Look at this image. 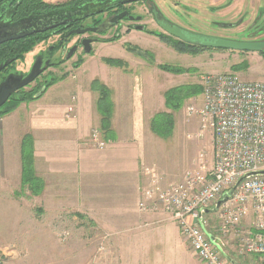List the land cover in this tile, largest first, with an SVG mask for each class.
Returning a JSON list of instances; mask_svg holds the SVG:
<instances>
[{"label": "rangeland", "instance_id": "374dc122", "mask_svg": "<svg viewBox=\"0 0 264 264\" xmlns=\"http://www.w3.org/2000/svg\"><path fill=\"white\" fill-rule=\"evenodd\" d=\"M66 1L68 0H55L54 3ZM245 2L249 3V6H244L243 2L238 0H153L150 1V4L163 13L169 23H175L199 34L239 41L264 38V11L259 16L260 9H264V6H259L256 11L261 0L259 2L258 0H245ZM215 3L221 4L215 6ZM85 5L89 11L103 8L102 4L100 5L96 1L85 3ZM133 9L135 15L142 16V20L138 24L145 25L144 31L135 30L130 23L124 21L112 27L105 34L94 35L99 41L91 45V53L84 55L81 58L82 61H78L76 56L67 61L63 70L65 75L63 72L62 75L60 71L63 66L46 69L40 77L37 76L35 81L30 82L31 84L29 83L19 93L14 92L11 97H17L20 92H28L31 93V99L23 102H30L41 97L55 100L59 97L69 98L70 95V105L66 111L68 116L74 118L76 115L74 103L76 99V102L81 103L85 90L83 87H86L88 89L85 91L97 97L94 109L100 117L96 107L99 99L98 91L92 88L99 87L101 84L109 91V99L112 103L111 123L116 113L117 102L114 99L115 97L119 99L123 90L120 84L113 83V81L114 90L105 85L100 80V72L103 69L106 71L116 69L124 73H131L132 75L125 84L133 86L128 93L130 99L134 100V109L133 112L130 111V117L132 121H136L134 124H137L138 129H131L128 135L130 140L136 141L138 165L145 167L143 175L147 180L140 182L137 202L135 205L130 204L129 206L135 207L140 214L158 213L162 214V218L157 223L155 222V225H143V230L135 228L126 232L121 231L123 226L119 217L122 211L117 212L119 208L115 204V197L102 198V201H99L101 205L93 206L95 213L82 211L80 197L68 200L71 203L67 205L62 201L60 205L63 207H60L57 205L58 200L44 194L46 193V183L34 169L35 175L41 179L39 195H37L39 197L33 196L30 190L20 191L18 189L17 191L20 193H16V196L21 197L23 194L22 199L19 200L14 196V199L10 198L9 202H1L0 264H122L119 260V247L115 244V238L126 235V233L141 242L145 241V245L139 244L130 247L134 251L139 250L141 252L143 250L150 254L173 255L172 251L184 253L187 245L198 263L201 264L178 226L169 218L167 213L154 209L153 211L139 210L142 192L145 189H152L151 185L154 181L159 189H166L179 182L183 172L197 165L200 153L206 154L208 160L211 161L210 131L205 132L202 129L204 134L201 137L198 136L201 121L196 114H188L187 107H199L201 105L202 78L206 75L230 73L236 74L243 81H264V53L230 51L202 46H200L201 48H194L180 44L175 40L173 43L158 35L163 31L150 20L151 17L147 14L144 3L135 4ZM114 34L117 35L113 36ZM255 35L258 37H254ZM55 39L51 38L45 43L40 41L42 44L39 42L40 44L37 43L33 46V50L29 54H25L23 61L18 60L15 65L14 63L11 64L13 60L5 61L8 63L2 69L8 68L6 71L19 73L21 77L27 76L30 72L29 69L33 66V57L38 49H44L46 45H55ZM129 47L144 51L146 56L136 55L128 49ZM116 60L123 67L113 66L108 62ZM166 65L177 67V69H188L189 71L169 72L162 68ZM243 65L245 67L239 68ZM193 84L201 87L199 95L185 100L182 106L173 112L165 107L164 95L168 90ZM126 93L122 97L124 102L127 97ZM161 113L172 115L173 126L167 137L157 135L161 129L168 130L171 128L169 122L167 125L160 123V121L156 122L157 115ZM90 115L92 114L90 113ZM141 119H143V129L139 124ZM100 126L99 120V127H93L88 137L89 145L96 149H104L111 142L105 137L104 130L100 129ZM152 127L157 129L156 134L151 131ZM56 132L62 133L64 129H56ZM93 135L105 143L102 148L93 146ZM132 160L131 157L130 162ZM19 187L21 188V180ZM106 201L107 203L111 201L108 203V208L104 205ZM129 201H132V198ZM147 205L150 206L151 201ZM88 206L92 207L90 204ZM214 206L205 210L208 212L203 211L209 223L206 227L208 232L210 226L208 214L211 211L215 216ZM59 208H63V210ZM249 214L250 212L246 216ZM136 220V223L135 220H131L129 227L133 224L138 225L140 220ZM244 221L229 229L226 235H220L217 228V240L220 241V245H217L216 249L220 256L228 261L227 264H253L247 259V256L252 254L264 257V254H246L241 251V244L236 235L241 237L255 231L252 228V219L246 223H243ZM207 230V238L210 241ZM222 235L226 237L219 240ZM212 242L215 246L214 240ZM218 246L222 248L223 253L218 249ZM233 247H236L235 251ZM258 263L264 264V261L258 260L255 264ZM148 264L163 263L150 262Z\"/></svg>", "mask_w": 264, "mask_h": 264}, {"label": "crops", "instance_id": "0c3cea01", "mask_svg": "<svg viewBox=\"0 0 264 264\" xmlns=\"http://www.w3.org/2000/svg\"><path fill=\"white\" fill-rule=\"evenodd\" d=\"M63 70L64 66L60 70L62 75ZM111 70L113 71L103 69L100 72V80L113 90V83L120 84L123 92L119 99L116 97L114 99L117 102L116 113L111 120V133L108 137L111 142L104 149L93 148L88 143L89 133L93 127H99L100 117L94 109L97 97L85 91L88 89L86 87H83L85 90L81 103L76 102L77 99L74 103L76 109L74 118L68 116L66 111L70 105V95L69 98L59 97L48 100L41 97L23 102L12 112L0 116V205L3 201L9 202L10 198L14 199L16 193H20L18 189L21 191L20 144L25 135H30L33 141L34 169L46 183L44 194L58 200L57 205L62 201L65 205L70 204L68 200L80 197L82 211L95 213L93 206L101 205L99 201H102V198L115 197V204L119 208L117 212L122 211L119 217L123 226L121 231L125 232L135 228L143 230V225H155L154 223L162 218V214H140L135 207L129 206L137 202L140 182L146 181L147 178L143 175L145 167L138 165L136 141L130 140L128 135L131 129H138L137 124H134L136 121H132L130 117V111L133 112L134 109V100L130 99L128 93L133 86L125 84L132 74ZM125 93L127 97L124 102L122 97ZM139 124L143 129V119ZM56 129H64V132L58 134ZM131 157L132 162H130ZM22 197L23 194L21 197L17 195L19 200ZM131 198L132 201H129ZM108 203L106 201L104 204L106 208L109 207ZM89 204L92 207L88 206ZM59 209L63 210V208ZM208 216L209 235L216 246L220 245V241L217 240L218 224L215 216L211 211ZM136 219L143 223L138 222V225L142 226L133 224L129 227L131 220H135L136 223ZM251 219L252 216L249 215L243 223ZM115 244L119 247V260L122 264L129 262L199 264L187 245L184 253L172 251L173 255L158 253L152 255L143 250L141 252L132 250L130 247L145 245V241L141 242L129 233L115 238ZM233 248L235 251L236 247ZM218 249L222 251L220 246ZM247 259L253 264L258 260L264 261V257L253 254L247 256Z\"/></svg>", "mask_w": 264, "mask_h": 264}, {"label": "built area", "instance_id": "2783aa9c", "mask_svg": "<svg viewBox=\"0 0 264 264\" xmlns=\"http://www.w3.org/2000/svg\"><path fill=\"white\" fill-rule=\"evenodd\" d=\"M202 85L201 105L188 106L187 112L201 121L198 136L210 131L211 161L200 153L197 165L166 189L157 188L154 181L152 189L143 190L139 210L167 213L201 264H227L207 238L209 223L203 213L221 200L214 211L220 235L241 224L250 212L255 231L236 237L241 251L264 254V175L240 180L264 170V81L209 74ZM92 143L97 148L105 145L96 135Z\"/></svg>", "mask_w": 264, "mask_h": 264}, {"label": "flooded vegetation", "instance_id": "af4514ba", "mask_svg": "<svg viewBox=\"0 0 264 264\" xmlns=\"http://www.w3.org/2000/svg\"><path fill=\"white\" fill-rule=\"evenodd\" d=\"M11 1L12 0H4L0 5V11L5 9V7L11 3ZM72 1L73 0H68L66 2L57 4V3H54L55 0H38V4L41 3L43 4V6H47L49 9L48 10L45 9L46 11L44 12L39 11V13H42V15H44L45 17H43V19L39 18L33 21H24V20L18 21L22 18L16 19V20L14 18H11V13L9 10L12 4L10 5V7H8L5 10L3 17H2V12H0V19H2V21H0V39L10 36L16 32L27 34L26 36L22 38H25L28 36L45 38V40H43L42 43L47 42L51 38H56L54 40L55 45H52V46L46 45L44 49L39 48L37 53L33 57L32 64L34 65V63L37 62L41 68V72L38 75V77H40L42 73L46 71V69L48 70V69H53L59 66H64L67 63V61L72 59L74 56L77 57L78 61H82L81 58L84 55L91 53V45L99 41V39L94 37V35H98L101 33L105 34L112 27H115L124 21H127L128 23H130L132 27H135V26L144 27L143 29L144 31L146 28L145 25L138 24L139 22H141L142 16L137 15V14L135 15L133 13V10H134L133 8L135 4L137 3H144V6L147 9V14L150 15L151 17L150 20L163 31V33L160 32L158 35L160 37H171L164 31V29L161 26L162 24L164 26H169L168 19L163 15V13L158 11L154 7V5L150 4V1L152 2L153 0H100L99 3L103 5V8H99L94 11H89L88 8L85 9L84 11H81L79 9H81V6H84L85 3H82L74 7L72 4ZM238 1L243 2L244 6L249 4L245 2V0H242V1L238 0ZM259 1L260 0H258V2ZM220 4L215 3L214 5L219 6ZM14 6H17V8H19L18 10L23 9V5L20 0H17L14 3ZM259 6L260 7L264 6V2H262V0L260 2V5L258 3V7L256 11L258 10ZM72 8H77V10H73ZM59 10H62V12L57 13V11ZM153 10H155L156 12V17H154L153 15ZM263 11H264L263 8L260 9L259 16L263 13ZM27 22H30V23H27ZM85 22H88V23H85ZM15 24H19V27L17 29L12 30L13 27L10 28L9 26H14ZM173 25L179 26L175 23H173ZM179 27L182 28L184 32H187V31L194 32L193 30L185 29L182 26H179ZM85 28H93L95 29L94 30L95 32L89 31L83 34L72 33V31L74 30H83ZM194 33H197V32H194ZM155 34H156V31H155ZM116 35L117 34H114L113 36H116ZM258 35H255L254 37H258ZM22 38H19V39H22ZM19 39H15V40H19ZM87 40H90V43L88 44L90 47V51L88 53H85L83 43ZM249 40H252V39H249ZM253 40H264V38H257V39L254 38ZM5 42H8V41H5ZM3 43H0V44H3ZM181 43H183L184 45H188L190 47H194V48L199 47V46L187 44L184 42H181ZM30 52L31 50L25 54H29ZM25 54L18 60L23 61ZM11 60H13V58ZM18 60L14 59L13 61H11V64L14 63L15 65V62ZM6 70H8V68L7 69L4 68L0 70V83L5 81V79L10 74H15V76L21 77L19 73H14V72L6 71ZM23 77L24 76H22L21 78ZM24 88L25 87L18 89L15 93H19V91L23 90ZM8 100L6 102H8ZM6 102L1 106L0 110L3 108Z\"/></svg>", "mask_w": 264, "mask_h": 264}, {"label": "trees", "instance_id": "16d2710c", "mask_svg": "<svg viewBox=\"0 0 264 264\" xmlns=\"http://www.w3.org/2000/svg\"><path fill=\"white\" fill-rule=\"evenodd\" d=\"M4 0H0V5ZM17 0H12L11 3L5 7V9L1 10L2 12V17L5 12V10L10 7V13H11V18L20 19L18 21H33L36 19H43L45 17L42 15V13H39V11H46L49 8L47 6H43V4L39 3L38 0H20L23 5V9L18 10L17 6H14V3ZM98 2L100 4V0H73L72 4L74 7L77 5H80L82 3H92V2ZM20 4V2H19ZM18 4V5H19ZM101 5V4H100ZM63 7V6H62ZM103 7V5H102ZM17 8V10H16ZM60 8V7H58ZM46 9V10H45ZM73 10H77V8H72ZM87 9L86 5L81 6V11H84ZM67 10V9H66ZM37 11V12H35ZM62 12V10L57 11V13ZM1 17V18H2ZM2 21V19H0ZM153 35V33H150ZM162 39H166L168 41L173 42L174 39L170 37H161ZM45 40V38L42 37H34V36H28L19 40H13V41H8L3 44H0V65H2L5 61H11L13 60H18L20 59L25 53L29 52L30 50L33 49V46H35L37 43L40 41ZM177 41V40H175ZM180 44V41H177ZM174 43V42H173ZM184 45V44H183ZM200 47V46H199ZM198 47V48H199ZM201 48V47H200ZM130 51L134 52L136 55L144 57L146 56V53L144 51H141L138 48L135 47H129L128 48ZM264 53V51H261ZM111 63V65L115 66H122L120 62L117 60L112 62L108 61ZM245 65V64H244ZM241 66L239 68L245 67ZM164 70L169 71V72H176V73H182L185 71H189L188 69H177V67L173 66H163L162 67ZM56 81V80H55ZM93 90L98 91L99 99L97 100V111L100 114V129L104 130L105 137L110 136L111 129H110V119H111V110H112V103L109 99V91L106 87L100 84L99 87H93ZM201 93V87L199 85H184L180 86L177 88H173L168 90L165 95V107L169 109L171 112L178 110L180 106H182L183 102L185 100H188L191 97L197 96ZM31 99V93L28 92H20V94L17 97H11L8 102L3 106V108L0 110V116L7 114L8 112L14 110L21 102L23 101H28ZM172 115L170 113H161L157 115L156 117V122L160 121L163 124L167 125L168 122L170 123L169 126H171L170 129H161L160 131L157 132V129H154L153 127L151 128V131L154 132L157 135L161 137H167L170 134V130L172 129L173 126V119L171 117ZM172 122V124H171ZM21 148V191L24 189L30 190L31 194L33 196L39 195V184H40V178H38L35 173H34V167H33V145H32V139L29 135H25L20 144ZM17 197V196H16Z\"/></svg>", "mask_w": 264, "mask_h": 264}, {"label": "water", "instance_id": "95a60500", "mask_svg": "<svg viewBox=\"0 0 264 264\" xmlns=\"http://www.w3.org/2000/svg\"><path fill=\"white\" fill-rule=\"evenodd\" d=\"M153 15L156 17V12L153 10ZM121 18V17H119ZM30 23V22H27ZM112 23V22H111ZM169 26L161 25L164 31L171 36L172 38L179 40L181 42L192 44L196 46H202V47H208L213 49H223V50H230V51H239V52H261L264 51V40H231L226 38H220V37H213V36H207L199 33L194 32H184L182 28L179 26L173 25L168 23ZM12 28V30L17 29L19 27V24H15L14 26H9ZM135 30H143L142 26H135ZM93 28H86L83 30H74L72 33L74 34H83L86 31H94ZM26 33H14L10 36L4 37L0 39V43H3L5 41L15 40L22 38L26 36ZM90 40H87L83 43L84 46V52L88 53L90 51L89 44ZM69 56V55H68ZM8 62H5L4 64L0 65V70L7 65ZM41 72L40 65L36 62L32 66L30 72L27 76L21 78L20 76L15 75H8V77L5 79V81L0 83V108L1 106L9 99V97L16 92L18 89L23 88L27 86L30 82H32ZM254 175H264V170L250 172L245 174L240 180L254 176ZM223 200L216 203L214 211L217 209L219 204ZM208 212V211H205ZM211 241H213V238L209 236Z\"/></svg>", "mask_w": 264, "mask_h": 264}]
</instances>
